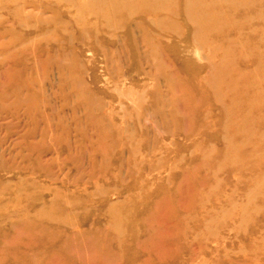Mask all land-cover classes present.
<instances>
[{"label":"rangeland","instance_id":"374dc122","mask_svg":"<svg viewBox=\"0 0 264 264\" xmlns=\"http://www.w3.org/2000/svg\"><path fill=\"white\" fill-rule=\"evenodd\" d=\"M0 264H264V0H0Z\"/></svg>","mask_w":264,"mask_h":264}]
</instances>
